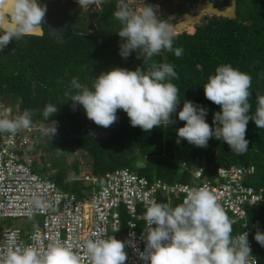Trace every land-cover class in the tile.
I'll list each match as a JSON object with an SVG mask.
<instances>
[{
    "label": "trees",
    "instance_id": "trees-1",
    "mask_svg": "<svg viewBox=\"0 0 264 264\" xmlns=\"http://www.w3.org/2000/svg\"><path fill=\"white\" fill-rule=\"evenodd\" d=\"M254 1L250 14L244 2L236 19L213 16L192 35L161 39L145 37L115 5L103 7L97 31L73 29L64 40L0 30V104L10 118L57 134L35 139L33 154L75 147L100 181L139 160L131 171L166 184L197 183L196 163L204 180L219 167L253 166L247 181L263 201L247 207V222H264V0ZM32 168L77 197L96 188L79 179L77 159L48 165L41 156ZM157 206L163 236L204 230L220 249L242 230L226 212L214 220L198 204L184 208L180 196L159 191ZM252 241L264 264V227ZM242 255L235 250L223 264H242ZM154 260L177 264H145Z\"/></svg>",
    "mask_w": 264,
    "mask_h": 264
},
{
    "label": "built area",
    "instance_id": "built-area-1",
    "mask_svg": "<svg viewBox=\"0 0 264 264\" xmlns=\"http://www.w3.org/2000/svg\"><path fill=\"white\" fill-rule=\"evenodd\" d=\"M34 137L32 126L10 118L0 104V218H42L31 231L1 228L0 264H144L151 259L223 264L235 250L243 251L242 264H257L252 238L264 222L248 223L247 207L260 204L263 196L247 181L253 166L219 167L208 180L203 168H196L190 171L198 181L194 184L149 181L129 168L107 172L101 181L82 174L79 179L96 188L77 197L33 171ZM159 191L180 196L184 207L210 200L242 230L220 249L215 248L219 238L204 230L161 239L165 214L157 206ZM121 208L127 215L123 229Z\"/></svg>",
    "mask_w": 264,
    "mask_h": 264
},
{
    "label": "flooded vegetation",
    "instance_id": "flooded-vegetation-1",
    "mask_svg": "<svg viewBox=\"0 0 264 264\" xmlns=\"http://www.w3.org/2000/svg\"><path fill=\"white\" fill-rule=\"evenodd\" d=\"M44 0H23L28 8L25 12L26 22L31 25H38L42 30V35L49 34V25L44 24L45 17H52L43 8ZM81 4L77 17L71 24L73 29L85 30L87 33L97 31L98 23L105 24V20L100 16L103 7L114 5L118 10L124 13L125 19H129L131 24L137 27L138 31L144 33L145 37L149 35L154 39L175 36L179 34H194L199 27L206 24L208 20L213 18V14L202 12L199 18L193 23L188 24L181 31L176 29V25L180 22L190 20L198 16V7L210 3L219 11H226L227 7H231L232 0H74ZM234 5L233 17L215 16L227 19H236L238 12L244 2L247 0H233ZM113 2V3H112ZM110 5V6H109ZM253 5V4H251ZM231 10V9H229ZM189 15L188 17H185ZM124 24L123 19L121 20ZM157 31L160 34L153 35L152 32ZM71 32V35H72ZM50 35V34H49ZM70 35V36H71Z\"/></svg>",
    "mask_w": 264,
    "mask_h": 264
},
{
    "label": "water",
    "instance_id": "water-1",
    "mask_svg": "<svg viewBox=\"0 0 264 264\" xmlns=\"http://www.w3.org/2000/svg\"><path fill=\"white\" fill-rule=\"evenodd\" d=\"M18 3L21 4V9L19 8V12L23 13L22 18L24 19L20 24L13 25V17L11 12H7L6 14H3L5 10H7L8 7H3L5 0L0 1V15H4V18L6 20V24H9L8 28H5L2 25V22L0 20V30L6 33L10 34H21V35H32V36H41L42 30L38 25H31L26 22L25 12L28 9L23 0H17ZM13 4H16L17 2L13 1ZM231 7H227L226 11H219L218 9L214 8L210 3L203 5L204 7L200 8L198 7V16H195L191 18L190 20L180 22L176 25V29L178 31H181L186 25L193 24L198 18L200 13L202 12H209L213 14L214 16H224L231 18L233 17V9L232 6L234 5V1H231ZM17 3V4H18ZM43 8L48 11L49 13H52V17H45L44 24L49 25V34L51 36H54L57 40H64L70 37L71 35V24L74 21V18L78 15V10L81 8V4L74 0H44L43 1ZM231 9V10H229ZM12 10L13 6H12ZM189 15L185 16L188 17ZM15 27V29H22L23 27H27L28 30L26 31H16L12 28ZM153 35L160 34V32L153 31Z\"/></svg>",
    "mask_w": 264,
    "mask_h": 264
},
{
    "label": "rangeland",
    "instance_id": "rangeland-1",
    "mask_svg": "<svg viewBox=\"0 0 264 264\" xmlns=\"http://www.w3.org/2000/svg\"><path fill=\"white\" fill-rule=\"evenodd\" d=\"M253 2H255L254 0H247L248 3V14L251 13V8ZM241 10H244L243 5L241 6ZM41 126L44 127L43 124H41ZM46 135L43 134L45 137H52V136H57V134L51 130V128H46ZM47 139V138H46ZM41 156H43V158H45V161L47 162L48 165L51 164V162H53L54 160L57 161H61V162H65L67 165H70L72 162H74V160L77 159L78 165H79V169H80V175L84 174V175H89L90 170H89V166L87 165L86 161L88 160V157H84L82 154H80V152L75 149V147H70V148H64L62 151H52V152H48V153H42V152H37L36 154L33 155V159H37L40 160ZM142 164V161H135L131 163V170H133V168H137L138 166H140ZM134 171V170H133ZM86 192H91V188L89 187ZM199 206H201V209L204 210L207 215L216 220V219H222L223 216L225 215L224 212H221L220 210L215 208V204L210 201V200H205V199H199L198 203ZM41 220L42 218L40 216H34L32 218H0V230L2 227L4 228H20V229H25L26 231H31L32 228L36 227V226H40L41 225ZM202 227V226H201ZM181 237V235H177V238L179 239ZM160 238H164L163 235L160 236ZM157 260L151 261L152 264H158L156 262ZM147 261L144 262V264Z\"/></svg>",
    "mask_w": 264,
    "mask_h": 264
},
{
    "label": "bare ground",
    "instance_id": "bare-ground-1",
    "mask_svg": "<svg viewBox=\"0 0 264 264\" xmlns=\"http://www.w3.org/2000/svg\"><path fill=\"white\" fill-rule=\"evenodd\" d=\"M13 1L18 3L17 0H5V3H4L3 7H8V8H7V10H5L3 12V14H6L7 12H11L12 17H13V21H14L13 25H15V24H20L24 19L22 18V14L23 13L19 12V8L21 9V4L20 3L13 4L14 3ZM12 6H13L14 11L12 10ZM18 6H19V8H18ZM0 20L2 22V25L5 28H8L9 24H6V20L4 18V15H0ZM12 29L16 30V31H26V30H28L27 27H23L22 29H15V27H13Z\"/></svg>",
    "mask_w": 264,
    "mask_h": 264
},
{
    "label": "clouds",
    "instance_id": "clouds-1",
    "mask_svg": "<svg viewBox=\"0 0 264 264\" xmlns=\"http://www.w3.org/2000/svg\"><path fill=\"white\" fill-rule=\"evenodd\" d=\"M18 120H20V119H18ZM21 122H23V123H26V124H29L30 126H32L33 127V132H34V135H35V137L33 138V140H32V147H31V150H32V153L34 152L33 150V146L34 145H36L37 144V142H36V140L35 139H37V140H40L41 139V137H44L43 136V134H46L45 132H46V129L43 127V126H41V124L42 123H38V122H30V121H23V120H21ZM34 155V154H33ZM182 165H183V163H181V169L182 168H184V167H182ZM196 168H202V166L201 165H199V164H195V169ZM183 170V169H182ZM262 203V202H261ZM196 205V204H195ZM192 206H194V205H192ZM184 207V206H183ZM190 207V206H189ZM184 208H188V207H184ZM222 212V211H221ZM227 213V212H226ZM229 214V213H228ZM219 238V237H218ZM177 264H178V262H177Z\"/></svg>",
    "mask_w": 264,
    "mask_h": 264
},
{
    "label": "crops",
    "instance_id": "crops-1",
    "mask_svg": "<svg viewBox=\"0 0 264 264\" xmlns=\"http://www.w3.org/2000/svg\"><path fill=\"white\" fill-rule=\"evenodd\" d=\"M20 229V228H19ZM21 230H25V229H21ZM26 231V230H25Z\"/></svg>",
    "mask_w": 264,
    "mask_h": 264
}]
</instances>
